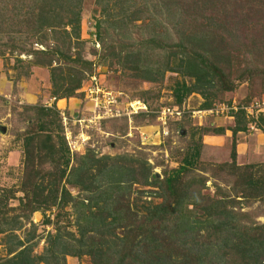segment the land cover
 Instances as JSON below:
<instances>
[{
    "label": "trees",
    "instance_id": "1",
    "mask_svg": "<svg viewBox=\"0 0 264 264\" xmlns=\"http://www.w3.org/2000/svg\"><path fill=\"white\" fill-rule=\"evenodd\" d=\"M94 1L100 17L91 32L98 47L96 57L89 59L81 53L82 0H0V55L6 47L14 53L12 67L17 71L12 81L27 75L30 65L43 66L48 70L49 96L82 97L78 88L98 62L106 61L114 69L155 83L165 71L175 72L171 100L164 103L169 105L178 106L197 93L201 98L197 108H209L222 92L256 75L264 89V56L253 61L256 50L242 44L250 56L231 77V58L220 38L212 43L207 25L192 29L194 23L184 16L179 0ZM157 22L166 24L158 31ZM4 34L10 42L1 41ZM150 97L135 98L146 110L116 116L123 119L122 132L127 118L134 125L156 119L163 104L152 109ZM25 108L30 112L18 133L21 179L18 186H0V244L5 252L0 264H66V255H86L80 264H264V220H255L244 209L256 200L264 202V161L240 162L235 152L238 130L253 123L264 133L261 111L251 115L242 107L226 111L233 118L227 160L202 161L197 137L176 165L156 173L140 152L97 153L93 147L70 152L54 101ZM222 130L194 128L199 137ZM219 172L224 185L214 179ZM208 177L214 179L212 193L201 190ZM35 211L41 214L40 223L52 230L36 231L31 219ZM39 238L43 244L36 253Z\"/></svg>",
    "mask_w": 264,
    "mask_h": 264
},
{
    "label": "rangeland",
    "instance_id": "2",
    "mask_svg": "<svg viewBox=\"0 0 264 264\" xmlns=\"http://www.w3.org/2000/svg\"><path fill=\"white\" fill-rule=\"evenodd\" d=\"M178 3L183 12L185 11L184 16L190 17V20L193 21L192 29L206 27L207 25V30L212 33L209 36L211 42L216 43V39L220 38L221 46L226 48L229 58H231V77L235 73V68L243 66L250 56L249 52L244 51V45L242 44L247 47L251 45L256 50V57H253V61L264 56V0H179ZM98 8L99 6L94 0H82L81 2L79 24V36L83 41L81 53L89 59L96 57L93 52L98 47L95 36L91 32L95 29V18L100 17ZM16 17H19V14L14 15V20ZM139 22L140 20L135 21L137 24ZM165 24V22H157L155 29L159 31L163 29ZM19 33H21L20 30H17V38H19ZM132 33L133 35L138 34L136 30ZM2 40L10 42V38L6 34L3 35ZM95 41L97 44H95ZM36 46L39 47V45ZM2 51L3 55H0V127L3 126L4 128L0 130V186H18L21 179L20 161L22 156L21 136L18 133L25 127V116L30 112L25 107L37 102L49 105L51 97L48 95L50 83L47 67L36 65H30L29 73L19 76L13 82L11 75L17 71L16 68L12 67L14 53H10L8 47ZM253 55L251 54V56ZM17 56L22 59L28 57L24 54H17ZM114 67L113 64L107 65L106 61H101L96 64L95 73L99 75V80L104 87L120 92L119 105L130 99L141 98L146 94L151 96L148 102L152 109L171 100L170 87L173 80L178 77L175 72L165 71L162 79L155 83L135 78L129 72L120 71L114 69ZM261 86L260 76L258 75L240 81L233 90L221 93L220 99L213 103V107L216 108L214 112L203 114L199 118L190 116L188 112L189 109H196L201 99L197 93H191L180 104L184 105L183 116L177 119H167L166 124L161 125L155 118H150L147 124L134 125L131 122L132 119L127 118L125 130L122 132L123 119L117 118L118 116H111L116 117V119L112 118L100 125L98 122L85 125V122L73 123L69 121L66 128L63 126L62 131L70 152H82L86 147H93L97 153L140 152L151 163L152 170L160 173L162 167L177 164L191 141L197 140V137L201 139L204 133L199 137L198 132H194L196 126L214 127L215 123L222 121V117L228 116L226 110L221 109L222 105L226 106L229 103L242 104L250 97L264 96V89ZM143 89H147L148 92L142 94ZM55 107L58 106L55 105ZM90 107L91 104L87 98L75 96L69 99L64 109L72 118L81 113L85 116L92 108ZM111 117L104 116L103 118ZM223 123H227V120ZM200 149L202 161L220 162L227 160L230 145L227 144L226 148H223V146L212 147L205 146L202 142ZM259 161H264V157L262 156L261 160L251 162ZM198 165L195 166L193 171H198ZM215 177L214 179L222 185L226 182L224 174L221 172ZM214 179L208 177L201 190L212 193ZM71 191L74 192V189ZM17 193L19 194V192ZM154 200H158V198H154ZM244 209L249 210L255 220H264L262 212L264 202L256 200L250 205L244 206ZM37 214L39 215L37 216ZM31 219L37 225V232L44 233L46 230H52L51 225L45 226L40 223L41 214L39 211L33 212ZM42 244L43 240L39 238L33 251L39 252ZM4 254V249L0 244V256ZM65 258L66 264H80L86 262L87 256L66 255Z\"/></svg>",
    "mask_w": 264,
    "mask_h": 264
},
{
    "label": "built area",
    "instance_id": "3",
    "mask_svg": "<svg viewBox=\"0 0 264 264\" xmlns=\"http://www.w3.org/2000/svg\"><path fill=\"white\" fill-rule=\"evenodd\" d=\"M93 33V32H92ZM94 35V33H93ZM95 44L96 41H95ZM78 91L82 92V97H85L89 100L91 104V109L84 116L83 113L80 115H75L71 118L65 112L64 107L56 108L61 118V122L66 128V125L69 124V121L74 122H85L87 124H94L99 122L104 116H119L121 114H131L137 111L146 110V106L143 102L138 99H130L125 101L123 104L119 105L118 97L120 92L114 91L111 88H106L102 85L99 80V75L95 73V69L87 76V78L82 82ZM54 96L50 97V103L55 101ZM237 107H242L245 110L246 115L255 114L264 109V96L252 97L246 104H235L229 103L226 106H221V109L228 111L229 109L235 110ZM216 108L213 105L209 108H196L189 109L188 112L190 116L200 117L203 114L212 113ZM184 113V105H169L163 104L156 111V120L159 124H164L167 119H177L180 118ZM156 126V125H155ZM158 126V124H157ZM249 128H253V123H249Z\"/></svg>",
    "mask_w": 264,
    "mask_h": 264
},
{
    "label": "crops",
    "instance_id": "4",
    "mask_svg": "<svg viewBox=\"0 0 264 264\" xmlns=\"http://www.w3.org/2000/svg\"><path fill=\"white\" fill-rule=\"evenodd\" d=\"M69 99L70 98H61L59 100H55L54 104L58 107H65ZM261 113L264 115V109L261 110ZM221 119V122L212 124L222 127L223 130L216 133L210 131L204 133L201 136L203 145H209L212 147L223 146V148H226L227 144L230 145L232 135L229 127L232 125L233 118L230 116V114H228V116H225L224 118L222 117ZM225 120H227V123H223ZM235 152L236 159L240 162L261 160L262 156L264 157V133L261 131V129L254 126L253 128H247L246 130H238L235 133Z\"/></svg>",
    "mask_w": 264,
    "mask_h": 264
},
{
    "label": "water",
    "instance_id": "5",
    "mask_svg": "<svg viewBox=\"0 0 264 264\" xmlns=\"http://www.w3.org/2000/svg\"><path fill=\"white\" fill-rule=\"evenodd\" d=\"M3 128H4V127H3V126H1V127H0V130H3ZM37 215H38V214H37Z\"/></svg>",
    "mask_w": 264,
    "mask_h": 264
}]
</instances>
